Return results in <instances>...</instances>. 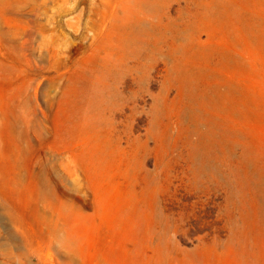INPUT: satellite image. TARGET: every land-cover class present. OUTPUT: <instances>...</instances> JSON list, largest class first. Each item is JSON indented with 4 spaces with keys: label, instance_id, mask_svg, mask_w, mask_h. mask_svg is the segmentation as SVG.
<instances>
[{
    "label": "rangeland",
    "instance_id": "rangeland-1",
    "mask_svg": "<svg viewBox=\"0 0 264 264\" xmlns=\"http://www.w3.org/2000/svg\"><path fill=\"white\" fill-rule=\"evenodd\" d=\"M0 264H264V0H0Z\"/></svg>",
    "mask_w": 264,
    "mask_h": 264
}]
</instances>
